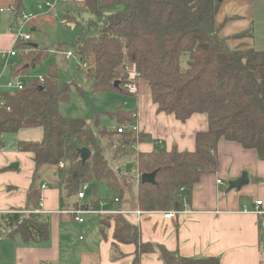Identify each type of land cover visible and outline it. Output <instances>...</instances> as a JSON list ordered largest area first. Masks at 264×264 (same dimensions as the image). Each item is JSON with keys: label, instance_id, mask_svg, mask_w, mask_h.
Segmentation results:
<instances>
[{"label": "trees", "instance_id": "obj_1", "mask_svg": "<svg viewBox=\"0 0 264 264\" xmlns=\"http://www.w3.org/2000/svg\"><path fill=\"white\" fill-rule=\"evenodd\" d=\"M12 1L15 15L25 10L23 0ZM220 5L216 0H84L85 10L95 21L70 45L79 60L78 68L86 65L83 78L91 93L136 96L137 91L123 88L132 82L124 72L128 65L136 75L134 82L143 80L148 85L156 113L181 122L204 114L208 126L195 133L194 151H179L175 146L165 149L149 135L129 128L119 134V127L133 123L130 117L136 112L124 110L120 103L112 112L94 111L89 121L66 117L60 107L70 100V86H59L56 65L48 66L41 76L43 82L29 76L49 51L34 43L15 46L9 76L11 80L20 78L24 85L20 90L0 89V138L22 129L42 130V140H21L17 150L32 155L34 182L43 174L57 181L63 209L79 207L76 193L83 183L96 186L86 203L90 209L98 208L101 201V183L112 195L110 199L116 197L120 168H113L111 162L133 159L141 175L155 173L152 184L139 182L137 186L136 205L146 213L182 210L187 193L201 176L216 172L217 146L223 140L253 150L264 162V52L227 45L219 32L223 23L217 25L215 18ZM62 14L67 24L70 17ZM252 36L249 28L234 38ZM57 51L62 52L60 47ZM73 86L77 93L85 94L80 84ZM107 121L114 126L105 125ZM151 143L150 152L134 149ZM79 148L90 151L84 164ZM48 218L29 208L1 214L0 239L48 242ZM96 223L102 240L112 229L114 262L124 257L118 245L127 244L134 246L131 264H140L144 255L154 253L163 264H222L217 257H181L162 245L145 243L138 226L125 216L99 215Z\"/></svg>", "mask_w": 264, "mask_h": 264}, {"label": "crops", "instance_id": "obj_2", "mask_svg": "<svg viewBox=\"0 0 264 264\" xmlns=\"http://www.w3.org/2000/svg\"><path fill=\"white\" fill-rule=\"evenodd\" d=\"M31 2L23 0V12L31 15L28 21L31 32L57 23L58 16L31 11ZM11 4L12 0L1 1L3 6ZM3 13L8 16L4 24H0V51L10 49L14 40L8 31L14 15ZM215 18L217 25L223 23L219 32L231 49L254 48L264 52V0H221ZM249 28L252 37L234 38ZM4 72L0 73V84L9 80L10 73L5 76ZM138 84L136 81L137 89ZM138 93L129 111L137 112L139 131L160 142L165 149L175 146L179 151H194L195 133L207 129L206 116L194 114L186 122L177 121L172 115L156 113L150 95L146 97ZM10 142L9 146L4 141L0 143V215L17 209L29 208L35 213L39 210L38 213L49 217V241L27 244L18 237L0 239V264H131L133 245H118L124 257L115 262L111 260L112 229L106 240L98 236L97 225L93 233L87 231L88 234L77 235V238L76 233L71 234L69 223L73 218L62 208L57 181L43 174L45 181L41 183L36 179L34 182L32 155L17 150L20 140ZM152 147V143L139 144L135 150L150 152ZM217 148L216 172L201 176L191 193H187L182 213L164 219L163 212H143L138 219L134 218L132 212L139 209L134 184L124 192L118 209L130 212L124 216L138 226L143 242L162 245L167 250L177 251L181 257H217L222 264H264V215L258 217L241 212L244 206L252 208L257 200L264 204V162L258 160L253 150H245L231 142L223 140ZM118 168L123 173L121 166ZM241 174L248 176V183L238 190L230 189L229 183L238 180ZM42 184L47 188L42 190ZM90 217L85 221L89 223ZM140 264L163 263L154 253L144 255Z\"/></svg>", "mask_w": 264, "mask_h": 264}, {"label": "rangeland", "instance_id": "obj_3", "mask_svg": "<svg viewBox=\"0 0 264 264\" xmlns=\"http://www.w3.org/2000/svg\"><path fill=\"white\" fill-rule=\"evenodd\" d=\"M1 1L3 3V0H0V9H3V7L8 6V5L6 6L1 5ZM26 1L31 2L32 0H26ZM33 2H31L32 6L29 8L31 11L37 12L38 10L37 8H35V3L37 2V0H33ZM61 12L68 13L69 15L70 19H67L68 22L67 24H63L60 22L61 16L64 15V14L61 15ZM6 16H8L6 13L3 14L0 13L1 25L4 24L3 22ZM57 16H58V21L53 25H47L46 27H43L38 31L31 32V30H28L30 36L32 37L31 44L35 43L39 47L45 48L46 50L49 51V55L47 59L41 62L40 65H38V67L33 68V70L30 71L29 76L36 78L38 76H44L46 74V70L48 69V66L52 64L56 65L57 67L56 80L58 81L59 86H63V84L65 83L70 86V100L68 103L63 104L60 107L62 114L68 118H74V119L82 118L84 120L89 121L94 111L112 112L115 110L116 108L115 106L117 103H120V105L122 104L124 110L129 111V109L132 108L131 105H133V102L135 103L136 96L129 97L113 92L91 93L90 84L87 83L86 80L83 78V72H82L83 67L78 68L79 65L78 58L77 59L71 58L70 60L64 59L63 53L67 51H72L70 45L76 43V41L81 37L84 29H86L91 22L95 21V16L91 12L89 13L87 10H85L84 2L75 5L67 4L61 6V8L58 9ZM58 47H60L62 52L57 51ZM184 59L185 57L182 59L183 65H184ZM10 70L11 68H7L5 70L4 72L5 76H7V74L10 73ZM9 80H7V82ZM7 82L0 84V86H2V89L5 88ZM73 83H78L83 87L85 93L83 96L76 92ZM138 83H139L137 89L139 92L138 94H142L148 97L149 96L148 85L143 80H138ZM105 125L114 126V123L107 121L105 122ZM23 139H26L25 141L28 140L32 142L40 141L42 140V130L40 128H35L32 130L22 129L21 131L15 134L9 133L0 138V143L4 141L6 146H9L10 144H12L10 140H13V143H15L17 140L21 141ZM107 157H109V154L107 155ZM111 163H112L111 165L115 169L121 166L122 172L130 171L131 168L134 169L136 168V164L134 163L133 159L131 160L125 159L120 162H111ZM119 179H120V187L122 186L121 188H123L124 186L125 187L124 192H125L128 189L129 185H131V183L127 182L126 180H123L121 178V173H119ZM38 180L42 183V181H45L46 178L39 177ZM49 187L50 184H48V188ZM94 187L96 186L90 184L89 190L85 193L86 198L83 201H80L81 205L87 203V200L91 196L90 192L94 189ZM124 192L121 193V196L124 195L123 194ZM98 194L101 201H107L110 198H112L110 192L104 190L103 183L100 184ZM96 217L97 216L90 217L91 221L89 223L85 221L81 225L77 224L74 220L71 221L69 223L71 234L76 233V238H77V235L81 236L84 235L85 233L88 234V232L89 233L95 232L97 225ZM77 228H79V232Z\"/></svg>", "mask_w": 264, "mask_h": 264}, {"label": "built area", "instance_id": "obj_4", "mask_svg": "<svg viewBox=\"0 0 264 264\" xmlns=\"http://www.w3.org/2000/svg\"><path fill=\"white\" fill-rule=\"evenodd\" d=\"M83 2L84 0H37L35 8H37V10L40 12H47L53 15V17H57L58 9L62 5H67V4L75 5V4H80ZM3 11L9 12L14 15V20L8 28V31L10 34H12V36L14 37V40H13V46L10 49H4V51H0V67H1L0 73H3L7 68L13 67V63H10V62L11 60H14V58L16 57L17 52L15 49V46L18 45L19 42H23V43L32 42V37L30 36V33L28 32V30L30 29L28 21L31 19V15L25 12H20L18 15H15V9L13 7V4H11L10 6H8L7 8L3 10H0L1 13ZM60 22L63 24H66V21L63 18L60 19ZM26 52L28 53L30 51L26 50ZM63 55H64V59L66 60H70L71 58L75 59L73 51H67L63 53ZM85 66L86 65L83 64V67ZM124 72L129 74V78H131L132 82L124 84L123 88H125L128 92L135 93L137 91V86H136V83L134 82L136 78L134 71L131 70L128 65H125ZM37 78L38 80H40V82H43L41 76H38ZM23 85H24V81H22L20 78H16L13 80L10 79L5 85V88L10 89V90H20L23 87ZM2 106H3V103L0 99V107ZM130 118L132 119L133 123L123 124L121 127H119V129L117 130L119 134L128 128L132 129L135 132H140L137 121H136L137 112L132 113ZM59 166L63 167L62 164H59ZM140 177H141V174L136 168L135 169L131 168L130 171H126V172L123 171V173H121V178L123 180H126L127 182L134 184V185H138V183L141 182ZM217 184H220V181H217ZM89 186L90 184L88 183H83L80 185L78 192L76 193L77 195L76 200L79 204V207L77 209L67 211L72 216L73 220L77 224L83 223L85 221V218L88 216H92V217L99 216V215L110 216V214L112 215L118 214V215L124 216L125 214L130 213L125 210L123 211L122 209H118V206L121 203V198L123 196V195L121 196V193L124 192V189H125L124 186L123 188H121L122 186L119 188V192L117 193V196L114 197L113 199H110L108 202L99 201L98 208H96L95 210L88 208L86 204L85 205L87 207L83 208V205L80 204V201H83L86 198L85 193L89 190ZM46 188L47 186L45 184L41 185L42 190ZM109 205H111V207L108 208ZM183 207H184V204H183ZM37 212H39V210H37L36 213ZM241 212L244 214H252V215L261 217L264 215V204L261 200H257L254 202V206L252 208H248L244 206L241 209ZM142 213L143 212L140 209L132 212V214L134 215V218L136 219H138ZM180 213H182V210L167 211V212H163L162 214H163V218L167 219V218L173 217L174 215L180 214Z\"/></svg>", "mask_w": 264, "mask_h": 264}, {"label": "water", "instance_id": "obj_5", "mask_svg": "<svg viewBox=\"0 0 264 264\" xmlns=\"http://www.w3.org/2000/svg\"><path fill=\"white\" fill-rule=\"evenodd\" d=\"M216 1L220 2L221 0H216ZM34 47H36V44H34ZM78 153L80 155L81 163L84 164L85 161L89 158L90 151H88L86 148H79ZM154 175H155L154 172L150 175H141L140 177L141 182L152 184L155 180ZM247 183H248V176H246V174H241L238 180L229 183V188L238 190L241 186L246 185ZM86 207H87L86 205H83V208Z\"/></svg>", "mask_w": 264, "mask_h": 264}]
</instances>
